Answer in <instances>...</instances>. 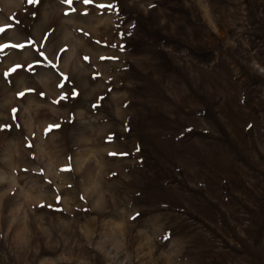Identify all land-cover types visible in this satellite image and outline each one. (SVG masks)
I'll use <instances>...</instances> for the list:
<instances>
[{
  "label": "rangeland",
  "instance_id": "obj_1",
  "mask_svg": "<svg viewBox=\"0 0 264 264\" xmlns=\"http://www.w3.org/2000/svg\"><path fill=\"white\" fill-rule=\"evenodd\" d=\"M0 264H264V0H0Z\"/></svg>",
  "mask_w": 264,
  "mask_h": 264
},
{
  "label": "snow or ice",
  "instance_id": "obj_2",
  "mask_svg": "<svg viewBox=\"0 0 264 264\" xmlns=\"http://www.w3.org/2000/svg\"><path fill=\"white\" fill-rule=\"evenodd\" d=\"M89 2H90V0H85L86 4L89 3ZM28 3H29L30 6H35L36 4L39 3V0H28ZM85 15H86V13H85ZM12 47H14V48H23L22 45H13ZM40 55L43 56V53L41 52ZM45 59H46V57H45ZM22 67H23L22 65L17 64L15 67H13L10 70V73H18V69H21ZM27 71H29V73H31L32 69L29 68V69H27ZM249 127H251V126H249ZM110 155H115V154H110ZM42 207H43V205H42Z\"/></svg>",
  "mask_w": 264,
  "mask_h": 264
}]
</instances>
